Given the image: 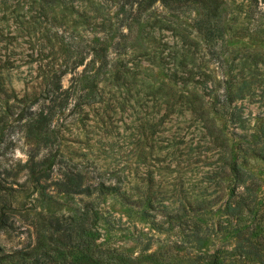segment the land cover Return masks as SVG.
Wrapping results in <instances>:
<instances>
[{
	"label": "rangeland",
	"instance_id": "rangeland-1",
	"mask_svg": "<svg viewBox=\"0 0 264 264\" xmlns=\"http://www.w3.org/2000/svg\"><path fill=\"white\" fill-rule=\"evenodd\" d=\"M55 74L73 93L44 145L25 122ZM70 170L97 189L57 191ZM1 184L13 260L49 244V216L87 208L106 264H264V0H0Z\"/></svg>",
	"mask_w": 264,
	"mask_h": 264
},
{
	"label": "trees",
	"instance_id": "trees-1",
	"mask_svg": "<svg viewBox=\"0 0 264 264\" xmlns=\"http://www.w3.org/2000/svg\"><path fill=\"white\" fill-rule=\"evenodd\" d=\"M160 1L165 6H172L175 4L187 3L191 0H148V4L152 5L155 2ZM62 74H55L50 81V87L47 89L46 98H50V104L44 106L41 111L37 114V117H33L32 111L29 112V119L25 122L27 126V136L35 137L36 140L44 145H49L52 143V137L54 136V131L49 129L51 119L53 116L62 108H64L72 93L69 89L61 90V79ZM87 101L90 99L89 93H85ZM46 109V112L45 110ZM36 113V112H35ZM42 133V134H41ZM44 162H31L29 166L30 176L41 183L40 181H46L50 178V171L52 169V163L45 166L42 169H38ZM233 176L236 181V189L239 185L245 183L246 178L243 177L241 169L233 165ZM41 185V194L48 195L45 190L49 185ZM54 188L63 193H73V194H92L96 186L90 183L87 177L80 171L70 170L64 173L62 179H57L52 182ZM0 191V232H7L14 230L13 221V207L11 203L7 201L8 190L12 188L8 186H3L1 184ZM101 188H105L102 184ZM246 191L250 190L249 186L244 185ZM235 193V192H234ZM233 195V194H232ZM237 196V195H236ZM242 197L237 196L238 200L234 201V206H231L229 202L226 206L232 211L233 214L240 215L242 213V208L244 205L243 195ZM79 219L70 218L65 220L56 216H49L47 219V225L50 228L49 244L46 246L39 244L36 253L25 252V254L32 256V258H26L27 256L19 255L13 260L14 254H3L2 248L0 246V257L8 261H14L13 264H106L101 257H95L96 253L101 252L100 248L96 246V241L94 237V230L92 227L93 220L92 215L89 213V209L86 208L80 213ZM81 248V260L76 262H67V251L71 249ZM31 249L30 251H32ZM16 253L22 254L23 251H15ZM0 258V259H1ZM27 259V260H26ZM210 264H222L218 262L217 257H212V262Z\"/></svg>",
	"mask_w": 264,
	"mask_h": 264
}]
</instances>
